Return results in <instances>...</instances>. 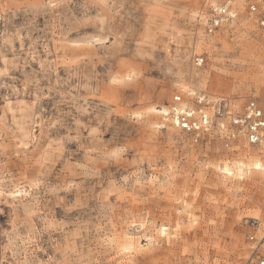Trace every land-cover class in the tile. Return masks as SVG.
<instances>
[{"label":"rangeland","instance_id":"rangeland-1","mask_svg":"<svg viewBox=\"0 0 264 264\" xmlns=\"http://www.w3.org/2000/svg\"><path fill=\"white\" fill-rule=\"evenodd\" d=\"M215 1L235 17L208 33L211 0H0L2 264H255L264 141L229 129L264 103V0ZM187 89L197 143L149 110Z\"/></svg>","mask_w":264,"mask_h":264},{"label":"built area","instance_id":"built-area-1","mask_svg":"<svg viewBox=\"0 0 264 264\" xmlns=\"http://www.w3.org/2000/svg\"><path fill=\"white\" fill-rule=\"evenodd\" d=\"M248 10L254 16L255 22L264 30V5L252 1L248 4ZM234 19L230 11V4L221 5L218 9L209 10L205 21V28L208 33L214 32L224 23ZM204 61L203 56H196V65H201ZM256 97L246 100L241 109L231 115L230 125L232 132L240 133L241 136L251 145H257L264 141V103ZM211 100L208 95L199 92L193 100L185 99L181 94H175L172 102L168 105L169 111L165 117L174 123L177 129L184 132L193 142H201L212 131L214 121L211 118L209 108ZM230 136H234L233 133ZM252 243V254L257 259L255 264H264V229L260 236L248 235Z\"/></svg>","mask_w":264,"mask_h":264},{"label":"bare ground","instance_id":"bare-ground-1","mask_svg":"<svg viewBox=\"0 0 264 264\" xmlns=\"http://www.w3.org/2000/svg\"><path fill=\"white\" fill-rule=\"evenodd\" d=\"M211 2H212V6L215 8V9H217V8H219L221 5H219L218 4V2H216L215 0H211ZM230 11H231V13L234 15V17H235V12L233 11V9L232 8H230ZM183 91V90H182ZM184 95L186 96V95H192V96H194V95H198V93H196V91H193L192 89H187L185 92H184ZM186 100L188 99V97L187 98H185ZM149 110H152L153 112H155V113H158V114H160V116H161V119H158V122H156L155 124H156V126L158 127V128H161V127H170V128H172V129H176V126L174 125V123H171L169 120H167L166 119V117H165V113H167L168 111H169V109H168V106H160V108L159 109H157L155 106H151L150 108H149ZM159 115H157V117H158ZM220 123V122H219ZM221 125H222V123H220ZM223 126H224V124H223ZM233 134H234V136H236V133L235 132H232ZM244 140V139H243ZM247 147V146H246ZM242 150V149H241ZM242 154H244V153H242ZM256 151L254 152L253 150H250V149H247L246 150V157L244 158V161H243V163H242V166H243V169H245L247 172H251V173H253V174H258V173H260V172H262V171H264V163L262 162V160L259 158V156H256ZM248 155V156H247ZM261 157V156H260ZM227 165V164H226ZM226 165H223V172H225V173H227V174H232V172H231V168H229L228 166H226ZM235 170V169H234ZM238 175V174H237ZM240 175V174H239ZM260 175V174H259ZM241 176V175H240ZM12 194H20V191L18 190V191H15V192H13V193H11V195ZM1 250V249H0ZM1 252V251H0ZM5 253V252H4ZM4 253H0L1 254V256L0 257H2V259H3V256H4ZM6 255V254H5ZM5 259V258H4ZM3 262H2V260L0 261V264H2Z\"/></svg>","mask_w":264,"mask_h":264}]
</instances>
